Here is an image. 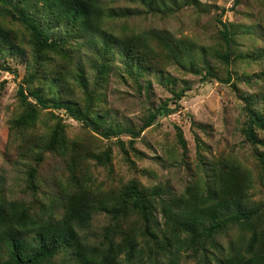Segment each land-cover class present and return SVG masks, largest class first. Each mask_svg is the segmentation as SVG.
Instances as JSON below:
<instances>
[{
    "label": "trees",
    "instance_id": "obj_1",
    "mask_svg": "<svg viewBox=\"0 0 264 264\" xmlns=\"http://www.w3.org/2000/svg\"><path fill=\"white\" fill-rule=\"evenodd\" d=\"M137 1L151 12L169 11L159 0ZM131 14L109 9L108 15L102 0H0V55L6 51L16 53L20 36L26 38L32 50L25 78L17 86L19 110L9 122L16 137L20 136L22 141L29 139L27 131L35 127L42 109L63 111L84 128L105 138L124 135L132 140L159 117L174 110L166 104L150 108L143 124L135 130L111 121L109 113L103 107L98 108L104 99L94 85L100 88L106 83L116 58L122 73L140 90V80L147 73H161L165 64L182 60H189L193 70L191 58L199 54L193 42L176 38L167 30L134 32L124 27L119 33L104 32L107 16L115 20ZM217 22L222 27L220 38L224 47L214 58L228 66L232 55L230 29L220 19ZM78 37L90 45L93 87H89V76L82 63L76 61L79 49L71 47L72 39ZM99 39L103 44H99ZM201 66L198 71L201 80L216 77L206 54ZM225 73L224 78H216L236 88L228 67ZM259 77L263 80L264 74ZM75 86L79 93H75ZM185 88L173 92L175 102L183 96ZM241 98L245 102L247 139L253 146L262 144L255 131H264V86L255 100L253 95ZM180 140L185 148L181 135ZM36 141V146L28 147L29 158L33 160L26 170L23 191L34 198L42 184L40 166L44 151L64 157L63 168L70 179L60 185L58 189L62 190L57 189L49 196L47 203L36 199L26 203L6 195V181L0 175V264H183L182 252H207V245L216 249L221 246L215 244L214 238L230 224H238L239 231L247 237L230 243L228 252L220 253L215 263L264 264V203L250 206L248 195L254 180L264 190L263 153H257L255 176L236 160L221 158L211 162L205 179H196L182 195L171 196L170 192L165 195L161 187H145L135 178L116 194L111 192L103 199L94 195L81 166L91 158L111 172L109 150L101 154L85 152L79 142L67 138L60 123L44 139L41 135ZM131 144L129 141L130 149ZM117 145L127 155L120 139ZM127 161L134 168L133 162ZM156 205H160L164 230L156 249L145 251L140 231L143 237L147 233L154 241L159 237L150 228L157 222ZM57 207L61 209L58 216L54 213ZM97 211L106 214L112 224L101 229L95 236L97 241L90 242L93 234L88 229ZM139 221L144 223V228L137 227ZM157 251L164 259L154 257Z\"/></svg>",
    "mask_w": 264,
    "mask_h": 264
},
{
    "label": "rangeland",
    "instance_id": "obj_2",
    "mask_svg": "<svg viewBox=\"0 0 264 264\" xmlns=\"http://www.w3.org/2000/svg\"><path fill=\"white\" fill-rule=\"evenodd\" d=\"M159 1L169 11L165 12L163 9V12H151L137 0H102L108 15L109 9L132 12L128 18L119 16L114 20L107 16L103 24L107 35L119 33L124 27L134 32L167 30L176 38H186L193 42L199 53L191 58L193 70L189 60L167 63L161 73H147L140 80V90L122 73L121 64L116 58L106 83L100 88L94 85L104 99L98 108L103 107L109 113L111 121L135 130L143 124L150 108L166 104L168 109H174L142 130L134 140L124 135L105 138L84 128L63 111L52 109L40 110L35 127L27 131L30 133L29 139L20 140V136L16 137V133L11 131L9 122L19 110L17 86L25 78L26 63L31 58L32 50L26 38L22 39L20 36L16 53H1L0 175L6 181V195L10 199L20 198L26 203L36 199L47 203L49 196L70 179L69 173L63 168L64 157L44 151L40 166L42 184L34 198L28 191H23L26 170L32 166L33 160L29 158L28 147L36 146V140L41 135L44 139L56 123H60L67 138L79 142L85 152L101 154L106 150L110 151L111 172L105 166H98L96 160L91 158L83 161L81 166L87 173L86 182L94 195L103 199L111 192L116 194L123 185L135 178L145 187H161L165 195L166 192H170L171 196L182 195L186 187L191 186L196 179H205V174H209L211 169V162L221 158L236 160L255 176L257 153L264 154V131H255L257 138L263 143L253 146L245 133L247 116L245 102L241 97L253 95L255 100L260 87L264 86V79L258 78L264 74V0H238L237 4H234V0ZM219 19L228 24L231 34L232 55L228 66L214 58V54L216 56V52L224 47L220 38L222 27L217 22ZM98 41L103 44L102 39ZM71 47L79 49L76 61L80 60L82 63L89 76V87H93L90 45L78 37L72 39ZM205 54L216 77L224 78L228 67L231 82L236 84V88L220 78L211 77L204 81L200 79L198 71ZM77 88L75 86V93L80 92ZM183 88V96L175 102L173 92L177 93ZM252 107L256 108L255 105ZM180 135L185 148L182 147ZM118 139L124 143L127 155L117 145ZM129 141H132V149L128 145ZM128 159L133 162L134 168H130ZM60 190L62 189H58ZM248 195L250 206L264 203V190L257 184V180H254ZM262 211L264 212V208ZM54 213L58 216L61 213L60 207ZM154 215L157 222L150 228L159 236L157 241L147 233L143 237L139 229L144 228V223H137L140 242L145 251L156 249L155 245L160 243V234L164 230L160 205H156ZM131 221H134L133 217ZM111 224L106 214L95 212L88 229L93 234L89 238L90 242L97 241L95 236L103 227ZM239 229L238 224L228 225L214 238L215 244L221 246L216 249L215 246L207 245V252H182L181 262L216 264L220 253L228 252L230 243H237L240 237H247ZM208 243L212 244L210 240ZM154 257L164 259L158 251Z\"/></svg>",
    "mask_w": 264,
    "mask_h": 264
}]
</instances>
